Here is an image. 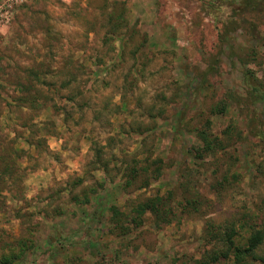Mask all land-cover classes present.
Masks as SVG:
<instances>
[{"label":"rangeland","instance_id":"obj_1","mask_svg":"<svg viewBox=\"0 0 264 264\" xmlns=\"http://www.w3.org/2000/svg\"><path fill=\"white\" fill-rule=\"evenodd\" d=\"M1 154L0 264H260L264 0H26Z\"/></svg>","mask_w":264,"mask_h":264},{"label":"trees","instance_id":"obj_2","mask_svg":"<svg viewBox=\"0 0 264 264\" xmlns=\"http://www.w3.org/2000/svg\"><path fill=\"white\" fill-rule=\"evenodd\" d=\"M246 74V73H245ZM248 86L250 87L251 90L255 91V86H254V80L251 78H247ZM199 142L202 144L201 147L197 150H195L194 154L196 157L201 158L203 154H208L209 152L213 150H217L221 147V143L215 139L209 140L206 134H197ZM4 154L0 155V159L2 160V157ZM5 157V156H4ZM13 160V158L11 159ZM10 160V161H11ZM16 161V158L14 159L13 163ZM132 173V172H131ZM158 199H155L154 202L146 203L143 205L142 210H140V213H144L145 211H150L153 213H156V207H157V201ZM111 209V208H110ZM112 210V209H111ZM115 214V213H114ZM229 240V239H228ZM260 242V234L259 233H254L253 235L250 236L249 239H247V245L246 247H237L233 246L230 241H228V246L231 251L232 257H233V263L232 264H246L243 262L244 257L247 254L252 253L253 249L259 244ZM260 264H264V260H260Z\"/></svg>","mask_w":264,"mask_h":264},{"label":"built area","instance_id":"obj_3","mask_svg":"<svg viewBox=\"0 0 264 264\" xmlns=\"http://www.w3.org/2000/svg\"><path fill=\"white\" fill-rule=\"evenodd\" d=\"M26 0H0V31L6 28L12 12Z\"/></svg>","mask_w":264,"mask_h":264}]
</instances>
